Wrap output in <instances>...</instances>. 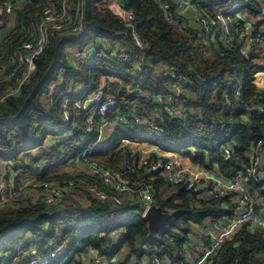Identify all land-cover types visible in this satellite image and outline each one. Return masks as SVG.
Masks as SVG:
<instances>
[{"label": "trees", "instance_id": "obj_1", "mask_svg": "<svg viewBox=\"0 0 264 264\" xmlns=\"http://www.w3.org/2000/svg\"><path fill=\"white\" fill-rule=\"evenodd\" d=\"M4 1H11L16 7L10 27L7 18L0 19L3 35L0 56L3 63L10 64L23 42L36 35L43 3L0 0V5ZM122 1L136 14L135 27L147 43L150 65L134 73L103 56V46L120 37L111 33L125 29L106 0H69L67 7L72 17L83 2L84 22L90 30L73 34L67 26L70 23H65L62 30H51L34 74L18 94L0 103V160L8 163L10 173L18 172L21 177L34 175L40 181L59 183L74 177L62 172L71 158L63 153L58 140L70 130L86 135L84 128L91 109L83 110V102L102 84L103 94L120 102L119 112H127L134 106L148 119L154 111H160L151 97L168 92L175 84L160 72V68L167 67L193 82L188 88L190 94L181 97L183 105L191 111L188 119L166 125L161 134L149 125H117L90 159L117 171L133 192L138 186H151L155 199L168 208L173 219L158 231L156 239H149L148 224L140 216L143 208L135 192L131 199L123 195L122 204L113 206L79 186L71 193L79 201H72L70 194L67 197L70 201L46 205L41 200L36 203L28 200L18 209L1 211L0 264H27L31 259L28 248L56 239L59 232L58 243L65 241V247L56 257L49 258L47 264H78V257L90 247L108 257L126 250L138 262L148 264H188L184 246L193 226L231 220L236 215L232 195L194 202L192 198L202 195L201 192H188L184 187L165 183L157 173L148 174L139 166L140 153L121 145L128 141L154 146L186 157L220 177L234 178L249 164L257 140L264 138L262 115L251 110L255 102H264V93L257 91L256 79L258 72H264V66L240 55L237 47L229 49L218 41H205L197 30L176 31L154 0ZM61 2L55 4L57 10ZM222 4H238L236 11L252 16L262 11L260 0H225ZM88 45L99 48L98 53L87 63L76 64L73 52ZM196 71L203 75L198 77ZM98 121L99 116L95 122ZM96 135H88V143ZM225 146L230 147L234 163L223 157ZM77 151L75 148L73 158ZM84 179L103 187L92 177ZM251 188L264 195L259 184L252 182ZM252 189L251 194L256 197ZM112 231L120 233L118 242L111 238ZM169 237L175 246L170 244ZM31 238L37 240L30 241ZM22 243L26 245L17 251ZM43 255L48 256L49 251ZM212 264H264L262 230L239 228L212 257Z\"/></svg>", "mask_w": 264, "mask_h": 264}, {"label": "built area", "instance_id": "obj_2", "mask_svg": "<svg viewBox=\"0 0 264 264\" xmlns=\"http://www.w3.org/2000/svg\"><path fill=\"white\" fill-rule=\"evenodd\" d=\"M39 1L43 3V8L36 35L23 42L10 64L3 63L2 56H0V89L2 88L0 103L8 97L18 94L22 86L34 74L37 68V60L43 55L49 43L51 30H62L65 23H70L67 26L73 34L87 33L90 30V27L84 22L83 2L80 4V8L76 10L75 16L72 17L67 7L69 0H62L59 10L56 9L55 4L60 0ZM106 1L108 6L113 8L125 29L121 32L111 33L112 36L119 35L120 37L112 44L103 46V56L126 66L131 72H142L150 65V59L146 56L147 43L135 27L136 14L134 10L127 8L122 0ZM154 1L165 11L168 24L176 31L197 30L207 42L216 43L218 41L229 49L237 47L240 55L246 58H248V53L255 49L259 58L250 60L264 59V20L257 24L247 18L245 12L236 11L238 4L231 6L222 4L225 0ZM15 8L11 1H4L0 5V19L7 18L9 27L14 23ZM0 36L3 37L2 34ZM98 51L99 48L96 46L88 45L84 49L75 50L73 60L76 64L87 63ZM160 72L172 78L175 84L168 92L151 97L153 103L160 106V111H154L148 119L143 117L144 112L141 109L134 106L127 112H119L120 102L114 96H105L102 92V84L97 92L91 94L83 102V110L90 108L91 111H94V115L90 114L84 128L87 136L79 135L76 130H70L59 140L57 139L61 143L60 147L63 153L71 158L67 166L72 163L80 166L78 174L75 173L74 177L65 178L61 183L27 179L16 184L11 177L12 173L8 170V163L0 160V212L15 210L24 206L31 191L36 192L37 199L44 204L53 205L57 201L65 199V188L73 191L74 188L80 186L79 188L91 192L100 200L107 201L113 206L122 204L123 195H132L133 197L135 192L143 208L140 213L143 218L151 206L161 207L163 212L170 213L167 207L160 206L157 202L151 186H138L137 190L133 192L130 185L121 179V175L117 171L106 168L90 159V156L105 140V131L109 130L110 133L117 125L127 127L149 125L157 134H161L166 125L188 119L191 111L183 105L181 97L190 94L188 88L193 85V82L188 77L174 73L172 69L167 67L160 68ZM195 74L198 77L203 75L199 71H196ZM239 92L237 89V96L240 95ZM65 110L67 111V107ZM251 110L262 115L261 124L264 132V102H255ZM97 116H99V121L96 123ZM96 133L95 140L88 143V135L91 136ZM124 145L140 153V167L147 170L148 174L157 173L165 183L184 187L188 192H198L197 185H203L204 189L200 191L202 195L198 194L193 197L192 201L194 202L200 198L218 199L233 196L236 215L231 220L222 219L213 222L210 241L198 247L199 252L190 264H212V257L219 251L225 240L232 237L243 225L250 229L260 228L264 235V216L256 211V204L249 188V184L255 182L260 185L264 192V166L262 163L264 138L257 140L253 152L250 153L249 164L243 170L238 171L235 177L229 179L228 182L224 177L215 178L217 176L213 172L207 171L203 167H200L201 170L199 171L202 174L187 168L170 159L169 154L164 156L155 154L152 157L150 151H138L137 147L134 146L140 144L124 141L121 147ZM75 148L78 149V154L73 158ZM80 148L82 149L80 150ZM223 157L226 160L231 158L229 146L224 147ZM80 176L92 177L102 183L103 187L89 184L84 177ZM60 236L61 233L59 232L56 239H49L42 246L33 245L29 247L27 254L31 259L27 264H47L49 258L56 257L66 244L65 241L61 244L58 243ZM110 236L116 242L121 237L118 231H112ZM35 239L37 240V238ZM35 239L31 238L30 241ZM168 240L171 245L175 246L173 238L169 237ZM25 245L26 243L19 244L16 250H21ZM47 251H49V255H43V252ZM127 252L124 250L108 257L90 247L78 257L77 261L78 264H123L122 261ZM129 262L130 264H148L147 261L138 262L135 258ZM159 264L170 263L161 262Z\"/></svg>", "mask_w": 264, "mask_h": 264}, {"label": "crops", "instance_id": "obj_3", "mask_svg": "<svg viewBox=\"0 0 264 264\" xmlns=\"http://www.w3.org/2000/svg\"><path fill=\"white\" fill-rule=\"evenodd\" d=\"M260 2L262 3V11L257 16L248 15V13L245 12L247 14L246 17L255 21L257 24H260L264 20V0H260ZM261 60H263V59H261ZM258 62L259 61H257V63ZM256 79H257V91L259 93H264V72L257 74ZM108 134H109V130H106L105 131V139L108 137ZM134 146L137 147L138 151H142V150L143 151H150L153 154L162 155V156L169 154L170 159L178 162L179 164L184 165L187 168L194 169L195 171H198V172L201 170L200 165L195 164L190 159L183 157L177 153H173V152L166 153L165 151H162V150L158 149L157 147L149 146L146 144H140V145H134ZM262 163L264 166V159H263ZM70 166L73 169V173L71 174V176L75 175V173L78 174L79 169H80L79 164L75 165L74 163H72ZM199 173L202 174V172H199ZM18 175H19L18 172H14L11 174V177L14 179L16 184H19L21 181L27 180V178H24V177H21ZM215 175L217 176L215 178H221L217 174H215ZM225 180H226V182L229 181V179H227V178ZM251 184H249L250 191L252 189ZM252 191L256 196V197L253 196L255 204H256V211L260 215L264 216V195H260L259 193H257V190L252 189ZM35 197H37L36 192L31 191L29 194L28 200H30V202L33 203L32 201H34ZM125 197L131 199L132 195H129V196L125 195ZM212 224L213 223L206 224V226L195 224L193 226L192 234H190L189 240H188V242H186V244L184 246L185 257H186L189 264L196 258L197 253L199 252L198 247L199 246L201 247L203 244H206L207 242L210 241L211 235H212V227H211ZM132 258L134 259L133 256H131V259ZM131 259H129L128 263H126V264H130L129 261Z\"/></svg>", "mask_w": 264, "mask_h": 264}, {"label": "water", "instance_id": "obj_4", "mask_svg": "<svg viewBox=\"0 0 264 264\" xmlns=\"http://www.w3.org/2000/svg\"><path fill=\"white\" fill-rule=\"evenodd\" d=\"M2 36H0L1 38ZM259 58L258 52L255 51V49H252L248 53V59H254ZM232 163L235 161L232 158L228 159ZM204 189L203 185H197V191L200 192ZM144 219L146 220L148 224V238L149 239H156L158 231L160 229L166 228V226L172 221L173 216L171 213L163 212L161 207L151 206L149 210L147 211ZM243 227H246V225H243ZM132 256L131 252H127L124 260L128 261Z\"/></svg>", "mask_w": 264, "mask_h": 264}, {"label": "rangeland", "instance_id": "obj_5", "mask_svg": "<svg viewBox=\"0 0 264 264\" xmlns=\"http://www.w3.org/2000/svg\"><path fill=\"white\" fill-rule=\"evenodd\" d=\"M264 55V54H263ZM258 64L261 65V66H264V59L263 60H258ZM91 115H94V111L92 110L91 111ZM46 143H48V140L46 141ZM35 153V152H34ZM63 173L67 174V175H71L73 173V169L72 167L69 165L67 166L66 168L64 167L63 170H62ZM24 178H27V179H37V176H23ZM15 183V182H14ZM65 191H66V197L63 201H70L69 199H67V197L71 194V193H75V191H69L68 189L65 188ZM71 198H72V201H79V197H77L76 195H73L71 194ZM39 199H41V197H38ZM39 200L37 199V197H35L34 201H32L33 203H36L38 202ZM4 211H7V210H4Z\"/></svg>", "mask_w": 264, "mask_h": 264}]
</instances>
